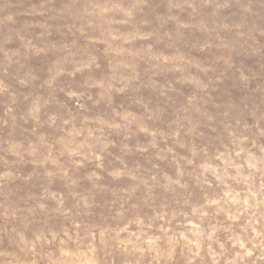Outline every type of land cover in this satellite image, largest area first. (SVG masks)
<instances>
[{"label": "rangeland", "instance_id": "rangeland-1", "mask_svg": "<svg viewBox=\"0 0 264 264\" xmlns=\"http://www.w3.org/2000/svg\"><path fill=\"white\" fill-rule=\"evenodd\" d=\"M0 264H264V0H0Z\"/></svg>", "mask_w": 264, "mask_h": 264}]
</instances>
